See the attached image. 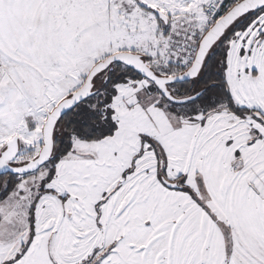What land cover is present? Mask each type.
I'll return each instance as SVG.
<instances>
[{
  "label": "snow or ice",
  "instance_id": "obj_1",
  "mask_svg": "<svg viewBox=\"0 0 264 264\" xmlns=\"http://www.w3.org/2000/svg\"><path fill=\"white\" fill-rule=\"evenodd\" d=\"M0 264H264V0H0Z\"/></svg>",
  "mask_w": 264,
  "mask_h": 264
}]
</instances>
